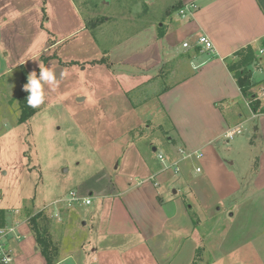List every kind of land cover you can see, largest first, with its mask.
Returning <instances> with one entry per match:
<instances>
[{
  "label": "crops",
  "instance_id": "0c3cea01",
  "mask_svg": "<svg viewBox=\"0 0 264 264\" xmlns=\"http://www.w3.org/2000/svg\"><path fill=\"white\" fill-rule=\"evenodd\" d=\"M67 1L73 20L65 9L61 21V10L59 17L57 13L50 17L49 26L37 18V26L44 31L37 41L52 42L40 44L42 48L18 66L0 64V76L19 67H39L41 62L30 63L43 50L79 41L77 38L88 45L99 39L120 41L109 50H100V58L68 59V75L79 74V62L87 64L84 69L102 75L92 93L76 91L74 98L93 102L105 136H111L104 126L109 123L118 135L128 134L141 122L139 106L129 97L163 77L156 100L172 125L168 138L173 156H166L174 163L177 147H183L188 152L199 151L201 157L182 159L178 172L173 166L164 169L156 155L136 149L131 138L128 154L116 169L123 171L125 179L136 177L138 182L130 179L124 187L104 171L93 179L97 194L91 191L86 197L90 204L77 198L68 205L82 202L90 207L89 214L78 219L70 208L67 235L55 226L56 220L46 221L47 232L59 246L55 264H192L199 252L201 264H264V225L256 228L262 221L259 217L264 219V0H173L163 6L169 14L166 24L146 16L162 11H154L161 0H142L144 16L139 8L132 9L130 14L136 12V16L128 21L136 29L123 40L108 32L107 27L118 18L113 14V2H105L102 15L89 24L81 6L75 0ZM172 9H179L177 17L171 16ZM201 35L212 40V50L195 45ZM186 41L190 48L183 47ZM248 45L260 57L249 67L257 93L252 98L242 93L226 64V59ZM95 59L105 62L93 63ZM179 67L186 74L168 83ZM47 87L46 93L51 91ZM218 101H224V113L216 106ZM105 120L108 123L102 122ZM224 145L234 152L231 160L221 155L219 148ZM200 161L204 169L208 166L206 170ZM211 161L214 165L209 166ZM151 176H156L159 186L148 180ZM188 193L192 198L187 201ZM1 196L0 189V200ZM246 207L245 219L253 223L248 239L245 229L240 230L239 209ZM54 210L59 216V208ZM37 211L40 209L29 214L28 205L0 207V223L15 227L14 235L7 238L13 255L9 264H47L29 221ZM218 219L228 223L220 246L215 240Z\"/></svg>",
  "mask_w": 264,
  "mask_h": 264
},
{
  "label": "rangeland",
  "instance_id": "374dc122",
  "mask_svg": "<svg viewBox=\"0 0 264 264\" xmlns=\"http://www.w3.org/2000/svg\"><path fill=\"white\" fill-rule=\"evenodd\" d=\"M75 1L81 6L89 24L102 15L103 10L107 8L105 2H113L112 10H115L113 14L118 18L107 28L108 32L117 33L119 40L135 32L133 31L136 29L135 26L131 29L134 24L128 21L129 18L136 16L133 14L136 12L130 14L132 9L139 8L138 11L144 16L145 5L142 0L138 1L139 3L137 0L134 2L119 0V3L118 0ZM172 1H159L154 11L157 9L162 11L148 12L146 16L152 17L157 24H166L169 14L164 13L163 6L166 7ZM68 3L67 0H0V24L3 23L0 29V64L4 67L8 62L9 66H18L24 58L31 57L38 48H42L40 46L43 45L40 44L51 43L52 41H37L44 31L39 29L36 20L40 18L45 26H49L50 17L53 19L56 13L59 17L61 10V21L62 16L65 15L64 9L68 12ZM19 10H22V13H19ZM178 11L172 9L171 16L177 17ZM67 17L73 20L69 12ZM17 23L20 29H16ZM21 37H24L23 40ZM77 39L79 41H67L56 49L43 50L39 58L30 63L33 65L41 62L42 67L48 65L53 68L59 85L54 89L52 86L47 87L51 91L46 93L45 102L26 122L19 123L20 93L23 88L21 67L0 76V189L2 191L0 207L19 209L28 205V213L31 215L36 209H44L43 216L46 217L47 222L56 220L58 224L55 226L60 228L59 231H66V235L68 233L66 218L70 208L73 210L70 213L77 219L89 214L90 206L82 202L75 203L73 207L68 206V200L72 198L73 192L76 194V200L89 197L91 191L96 196L97 193L92 185L93 179L104 171H106V177L109 176L112 180L120 182L124 187L128 186V180L131 178L125 179L123 171L117 170L116 167L128 154L127 149H129L131 138L135 140L136 149L148 153V156L156 155L159 161L160 153L171 158L173 156L169 152L171 141L168 138L172 125L156 100V93L160 89L159 80L163 77L157 82L153 81V84L146 83L138 92L140 94L136 93L129 97L139 106L137 115L141 122L136 126L137 128L130 130L128 134L124 132L118 135L113 123H109L104 126L109 129L107 134L111 136H105L101 120L96 114L99 110L93 106V102L84 103L83 100L78 101V98H74L76 91L87 90L92 93L95 88H98V81H102L98 80L102 75L88 68L84 69L87 64L83 62L75 63L80 67L78 75L72 73L68 75V59L100 58V50H109L120 41L99 39L91 41L92 44L88 45L86 41H80L81 38ZM95 60L93 63H98L99 59ZM26 69L31 72L38 71L37 75H39V67L26 66ZM61 73L65 75L61 77ZM183 74L186 72L183 67H179L170 76L168 83L176 81ZM102 122L108 123V120ZM242 135H246L245 131ZM230 148L225 145L219 148L224 159H232L231 155L234 152H229ZM199 164L203 170L208 168L205 165L204 169L203 161ZM212 165L214 161L209 162V166ZM193 174L203 175L202 172H193ZM148 180L152 181L150 178ZM131 181L138 182L136 177H133ZM186 198L187 201L190 200L191 193L186 194ZM55 207L59 208V216L54 214ZM247 210L249 207L239 209L242 213L240 230L245 229L248 239L253 223L245 219ZM259 218L262 221L256 225V228L264 225L263 217ZM227 225V222L218 219L215 234L216 246H220L224 241Z\"/></svg>",
  "mask_w": 264,
  "mask_h": 264
},
{
  "label": "trees",
  "instance_id": "16d2710c",
  "mask_svg": "<svg viewBox=\"0 0 264 264\" xmlns=\"http://www.w3.org/2000/svg\"><path fill=\"white\" fill-rule=\"evenodd\" d=\"M96 23H94V25H96ZM259 60L260 57L258 56V53L255 51L252 45H248L247 47L236 52L234 58L226 59L227 67L232 72L237 84L242 90V93L245 96H249L251 98L257 97V93L253 90L255 84L252 82V71L249 67L252 64H256ZM98 62H105V59H102ZM29 74L30 72L25 67H23L21 79L22 87L28 82L27 78ZM28 95L29 93L24 91L22 88V91L20 93L21 114L19 117V123L28 121V119L39 110L37 108H31L28 106ZM215 104L224 113V101H218ZM43 210L44 209L31 216L29 221L35 233L37 243L41 248V252L47 261V264H55L59 254V246L58 243L54 241L51 235L47 232L46 227L48 223L46 222V217L43 216ZM199 256L200 252L198 253V257H196L192 264H201V259Z\"/></svg>",
  "mask_w": 264,
  "mask_h": 264
},
{
  "label": "built area",
  "instance_id": "2783aa9c",
  "mask_svg": "<svg viewBox=\"0 0 264 264\" xmlns=\"http://www.w3.org/2000/svg\"><path fill=\"white\" fill-rule=\"evenodd\" d=\"M191 7L195 8V5H190ZM181 14H184V10L181 9L180 11ZM196 46H200L203 49H207V50H212L214 48L213 42L212 40L206 36V35H201L197 38ZM192 45L186 41L183 43V47L184 48H190ZM263 95H264V91H263ZM175 153L177 154V160L171 164L169 158L164 155V154H159V159L163 165L164 169H168L169 167L173 166L174 169L178 172L180 171V162L182 159L186 158V157H201V153L199 151H194V153L192 152H188L186 151V149H184L183 147H177ZM200 168H197V171H200ZM156 176H151L150 180L154 181L156 186H159L160 183L158 181H156ZM76 201V194L73 192L72 193V198L68 201V204L70 205L72 203V201ZM86 204H90L91 203V199L90 198H85L83 200ZM15 233V227L11 226V225H2L0 223V264H9L13 261V255L11 253V249L8 246L7 243V238L10 235H14Z\"/></svg>",
  "mask_w": 264,
  "mask_h": 264
},
{
  "label": "clouds",
  "instance_id": "9594fccd",
  "mask_svg": "<svg viewBox=\"0 0 264 264\" xmlns=\"http://www.w3.org/2000/svg\"><path fill=\"white\" fill-rule=\"evenodd\" d=\"M65 73H61L63 77ZM28 82L23 85V90L28 92L27 104L31 108H39L46 100V87L54 89L59 85L55 70L51 67H42L39 64V75L35 71L28 75Z\"/></svg>",
  "mask_w": 264,
  "mask_h": 264
},
{
  "label": "water",
  "instance_id": "95a60500",
  "mask_svg": "<svg viewBox=\"0 0 264 264\" xmlns=\"http://www.w3.org/2000/svg\"><path fill=\"white\" fill-rule=\"evenodd\" d=\"M82 100H83V97H79V98H78V101H82Z\"/></svg>",
  "mask_w": 264,
  "mask_h": 264
}]
</instances>
